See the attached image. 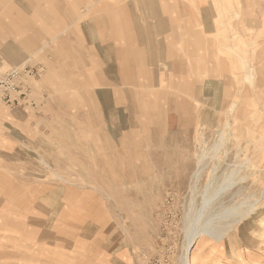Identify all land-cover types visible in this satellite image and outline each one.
I'll return each instance as SVG.
<instances>
[{
	"label": "rangeland",
	"instance_id": "rangeland-1",
	"mask_svg": "<svg viewBox=\"0 0 264 264\" xmlns=\"http://www.w3.org/2000/svg\"><path fill=\"white\" fill-rule=\"evenodd\" d=\"M206 1L0 0V264H182L234 171L192 260L264 264V0Z\"/></svg>",
	"mask_w": 264,
	"mask_h": 264
},
{
	"label": "bare ground",
	"instance_id": "bare-ground-1",
	"mask_svg": "<svg viewBox=\"0 0 264 264\" xmlns=\"http://www.w3.org/2000/svg\"><path fill=\"white\" fill-rule=\"evenodd\" d=\"M204 161L205 159L201 160L199 169L193 176L195 183L194 187L196 186V183L200 180L203 174V170L205 166ZM236 183H238V173L234 171L233 173L226 175L221 184L219 181V184H217V187L214 189L213 194L208 195L210 197L208 198L204 197L203 205L196 216L194 225L187 234L188 239L186 238L187 242L184 246L182 264H197L195 263L196 262L195 259L192 260L193 258L192 250L198 241L204 240L205 237L215 240L216 242L224 241L227 238V236L236 229V226H238L240 223L253 216L254 211L258 208L259 205V201H253V199H252L253 202H251L250 199H247L239 206H229V207L224 206L223 208H221L220 206L221 210H219L220 212L218 214L212 211L209 212L208 210L209 208L207 209L208 205L212 200L217 198L218 199L223 198L225 195L229 193L231 188ZM251 198H253V196ZM207 210L208 213H206ZM203 216H206V220L202 222L200 221V219ZM261 221L264 220L262 219Z\"/></svg>",
	"mask_w": 264,
	"mask_h": 264
},
{
	"label": "crops",
	"instance_id": "crops-1",
	"mask_svg": "<svg viewBox=\"0 0 264 264\" xmlns=\"http://www.w3.org/2000/svg\"><path fill=\"white\" fill-rule=\"evenodd\" d=\"M200 1V6H205V7H202V8H200V10H202V13H200V15H199V23H200V25H201V27H204V30L207 32V21L209 20L208 19V14H207V8H206V3H208V1H206V0H199ZM232 1V3H233V0H231ZM128 3V2H127ZM204 3V4H203ZM232 17H233V15H232ZM190 20H191V18H189ZM162 20L163 19H161V20H159V23L160 24H163L162 23ZM209 21H211V20H209ZM245 22H246V26L248 27V28H252V29H256L257 30V28L255 27V24H256V22H254V19H251V18H247V19H245ZM258 24H260L259 22H258ZM261 24H262V33L261 34H263V36H264V24H263V21L261 22ZM258 29H259V26H258ZM188 36L189 37H191V35H190V30H188ZM201 36V35H200ZM202 47V49H203V46H201ZM205 48V50H206V47H204ZM204 50V51H205Z\"/></svg>",
	"mask_w": 264,
	"mask_h": 264
}]
</instances>
